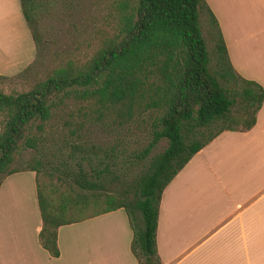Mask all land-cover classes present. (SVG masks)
<instances>
[{"label":"trees","instance_id":"trees-1","mask_svg":"<svg viewBox=\"0 0 264 264\" xmlns=\"http://www.w3.org/2000/svg\"><path fill=\"white\" fill-rule=\"evenodd\" d=\"M83 1L18 0L35 46L43 41L42 12L64 13ZM114 4L113 27L80 57L61 61L24 92L0 89V182L26 171L10 169L14 154L20 146L38 151L52 110L63 101L78 104L77 113L90 116L92 124L103 118H112L117 125L147 119L148 143L140 154L127 157L129 164L140 167L138 172L117 176L105 164L85 171L80 161L63 172L37 163L28 171L34 174L41 224L37 240L49 257L59 255L56 232L60 227L122 210L137 264H160L154 237L163 189L217 135L249 130L264 101V90L233 72L204 0ZM202 12L215 30L211 38L219 67L216 74L209 70L210 56L200 31ZM214 125L217 129L210 134ZM76 127L79 130L82 124ZM70 134L75 137L76 132ZM160 141L162 151L142 166ZM67 147L83 153L85 146L80 139Z\"/></svg>","mask_w":264,"mask_h":264},{"label":"crops","instance_id":"crops-1","mask_svg":"<svg viewBox=\"0 0 264 264\" xmlns=\"http://www.w3.org/2000/svg\"><path fill=\"white\" fill-rule=\"evenodd\" d=\"M204 2L233 72L264 90V0ZM40 226L33 172L3 178L0 264H137L122 210L57 229V258ZM154 240L160 264H264V101L249 130L217 135L163 189Z\"/></svg>","mask_w":264,"mask_h":264},{"label":"rangeland","instance_id":"rangeland-1","mask_svg":"<svg viewBox=\"0 0 264 264\" xmlns=\"http://www.w3.org/2000/svg\"><path fill=\"white\" fill-rule=\"evenodd\" d=\"M117 1L85 0L64 13L42 12L39 20L44 29L43 41L36 47L21 17L18 0H0V89L4 93L24 92L61 61L80 57L89 44L113 27L114 3ZM198 21L210 56L209 70L216 74L219 67L211 38L215 30L205 12L200 14ZM77 109L78 104L70 101H63L53 109L44 128V143L37 152L20 146L10 169L28 171L37 163L40 168L53 167L62 171L64 167H74V161H80L85 171L105 164L117 176L123 171L128 174L138 172L140 167L129 164L127 157L140 154L148 143V120L117 125L114 119L103 118L92 124L90 116H82ZM78 123L82 124L79 130ZM216 129L217 125H214L208 132L211 134ZM30 132L34 133V129ZM70 132H76L75 137ZM80 139L85 146L83 153L67 147L68 143L72 146L74 140L80 142ZM163 148L164 142L157 143L142 161V166Z\"/></svg>","mask_w":264,"mask_h":264}]
</instances>
